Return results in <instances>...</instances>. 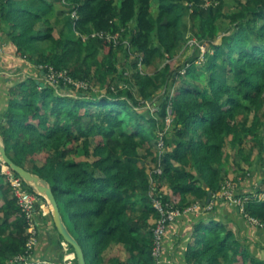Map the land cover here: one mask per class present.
Instances as JSON below:
<instances>
[{"label": "trees", "instance_id": "1", "mask_svg": "<svg viewBox=\"0 0 264 264\" xmlns=\"http://www.w3.org/2000/svg\"><path fill=\"white\" fill-rule=\"evenodd\" d=\"M58 1L75 14L56 35L50 20L56 12L53 0H0V42H11L17 55L36 65L35 76L19 77L11 89L1 134L8 155L27 169L28 159L43 154V165L32 171L51 183L87 262L89 245L98 264L105 262L108 250L113 252L108 264H157L154 229L160 214L154 199L159 198L181 210L200 205L188 264H264V245L258 254L256 246L206 210L238 171L227 144L239 145L238 154L250 161L241 145L264 143L259 119L264 115V0ZM230 3L235 7L227 12ZM97 33L119 35V48L124 46L136 60L134 68L140 61L146 65L130 86L120 88L115 77L105 78L116 74L119 57L115 41L92 36ZM193 37L207 41L213 53L207 52L206 67H199L200 57L194 55L179 67L177 57ZM49 67L67 71L87 88L64 81L54 87L47 80ZM219 71L231 80L219 77ZM179 80L186 83L177 85ZM95 85L106 92L94 97ZM148 103L156 104L154 114ZM168 117L173 137L164 132ZM251 178L242 171L232 181L240 187ZM261 194L264 178L237 196L245 199L244 216L257 219L264 230ZM0 196V264H7L26 252L30 224L10 183H0ZM49 217L38 224L32 264H38L35 254L43 255L39 261L62 258V236L58 233L60 240L53 244L47 236ZM257 226L250 224L247 234L255 236ZM258 236L255 240L264 239ZM49 243L52 247L45 249Z\"/></svg>", "mask_w": 264, "mask_h": 264}, {"label": "rangeland", "instance_id": "2", "mask_svg": "<svg viewBox=\"0 0 264 264\" xmlns=\"http://www.w3.org/2000/svg\"><path fill=\"white\" fill-rule=\"evenodd\" d=\"M53 1H54L53 4H54L56 12L54 14L50 15V20L56 26V29H57L56 35H59V32L62 29H64V27L68 24L67 22H69L70 17L74 18L75 13L73 12V14L71 15L70 10L68 8L63 7V5L58 0H53ZM234 7H235V3H230L227 6L226 11L228 12V11L232 10ZM152 11L155 15L158 13L157 4H153ZM122 31H124L123 28H122ZM84 38H86V37H84ZM193 39H196V37H193ZM129 40H130V38L124 39V43L128 44ZM198 43H200V47H201V48L199 47V50L193 48L190 45V43L188 46L184 47L180 56L177 57V58H179L177 60L178 61L177 65H179V67L184 64L187 56H189V55L199 56L200 58L196 61V64L199 67H201L203 65H204V67H206L205 64H206L207 59H208V56H207L208 53L207 52L210 51L211 53H213V50H212V48L210 49L208 47V42L205 40L198 42ZM122 44H123V42H121L119 40H117L115 42V46H117L116 48H117L118 57H119L118 58L119 62L116 66L117 67L116 74L114 76H112V75H106L105 76V78L107 80H111L112 77H115V80H116L115 83H117L120 88L121 87H127L128 85L130 86V81L131 82L135 81V77H136L137 72L144 73L146 71V65H144L142 63V61H140L138 63L137 68L136 67L134 68L133 64L136 62V60L133 57H129V51L126 50L124 46H123V50H122V48H119V46ZM100 58H101L100 61L104 60V59H102L103 54L100 56ZM221 60H223V58ZM221 60H219V61H221ZM203 74H205L206 76L207 75L209 76L210 71H208V72L205 71V73H203ZM203 74L201 76V79L203 82H205L207 77H205V75H203ZM218 76L231 80V75H229V78H228V75H225L224 73H222V71H219ZM189 81L192 82L191 78H189ZM184 83H186L184 80H181V81L179 80L177 82V85L184 84ZM177 85L175 87H177ZM185 85H190V84H185ZM93 88L95 89L94 90L95 92H93V94H92L94 97L100 96L101 94L106 92V88L105 87L103 88L100 85H95V86H93ZM174 89L172 90L173 93H174ZM134 91H135L136 95L139 96V93L136 90V88L134 89ZM61 92L68 95V93L66 91L61 90ZM139 99L141 100V102L144 101L141 97ZM157 102H158V98L155 101V103H157ZM155 105L152 103H148L147 107L150 109L149 114H154V111L156 109ZM252 119H253V117L251 114L249 124L252 123ZM259 119L262 121L260 135H262L264 137V115L259 117ZM160 122H161V120H160ZM161 123H160V125H161ZM172 128H173L172 117H168V119L166 121V128H165L166 130L164 131V132H166V135H171L173 137L174 132L171 130ZM1 130L2 129L0 128V132H1ZM158 133L160 135L163 134V132L160 128L158 130ZM95 144L96 143L93 142L92 147ZM241 146L243 147L244 155H246V156L250 155V158H249L250 161L245 159V157L243 158L241 154H238V150L240 148L239 145L234 147L231 143L227 144V152H229L233 156V157H231V161L233 160L235 162V164H236L235 166L238 168V171L233 173V174H230V177L227 180L226 184L223 186V189L217 194L216 199L213 200L211 202V204L213 205V207H216V206H219L222 202L225 203V201H227L228 203L233 204L234 206L240 208V206L239 205L237 206V204L234 202V200L237 199L238 201H240V203H242L241 208L243 207V209H242L243 211L240 208V210H241L240 212L244 214L245 213L244 212V210H245V199L239 198L237 196V194H241L243 192V189L245 187H248L249 185L251 188L256 187L258 185V182H260V178L261 179L264 178V143L262 144V146H257V145H255V143L252 142V140H249V141L245 142L244 144H242ZM49 149L53 152L55 151L52 147H49ZM35 165H38V166L43 165V154L40 156H37L36 159L30 158L27 160V166H28L29 170H33ZM228 166L229 167L231 166L232 168L235 167L234 164L228 165ZM2 167H5V166H4V164L1 163V168ZM242 171H246L249 174L251 173L252 178L250 179L251 181L246 182L247 186L244 184L245 185V187H244V185L242 184V185H240V187H238L237 184H235V182L232 181V177H234L236 174L241 173ZM0 183H4V184L7 183V179H6L5 174L0 175ZM229 196H231V198H228ZM260 198L263 199L264 194H261ZM2 203H3V198L0 196V204H2ZM38 216H39L38 217V223H41L43 220V217H47L48 215L47 216L38 215ZM66 218H67V220L71 226L72 231L75 234H78L77 233V225H76L74 219L70 216V214L68 212L66 214ZM250 224L257 226L256 224H254L252 222H250ZM48 225H53V231H54V232H52L49 228H47L48 238L52 239V241H54V242H57L58 240H60V238L58 235V231L55 228L53 218H52V220L50 219V217L48 218ZM233 228L235 231L238 229L240 230V228L238 226H235ZM244 234H246V233H244ZM258 235L259 236L261 235V231L259 230V228L257 226V229L255 230V236H249L248 234H246V235L242 236V238H240V239L243 241H250L254 246H256L254 250L257 251L258 254H261L262 250H263L264 239L262 237H260L259 239L255 240L256 236H258ZM81 238H82V241L84 242L85 241L84 237L81 236ZM62 241H61V246H62ZM38 243H39V241H38ZM68 247L71 250L73 249L69 245H68ZM86 248H87V252H88V263L89 264H98V261L93 256L92 247L87 245ZM61 249L62 250L64 249L63 246ZM65 252L66 251H63V253L61 252L62 255L65 254ZM62 258H63V256H62ZM11 260L12 259H10L7 264H10ZM37 263L41 264V263H43V261L37 262ZM49 263L52 264V262H49ZM14 264H18V263H14ZM74 264H78V263L75 261Z\"/></svg>", "mask_w": 264, "mask_h": 264}, {"label": "crops", "instance_id": "3", "mask_svg": "<svg viewBox=\"0 0 264 264\" xmlns=\"http://www.w3.org/2000/svg\"><path fill=\"white\" fill-rule=\"evenodd\" d=\"M34 67L36 68L35 64H29L28 62H25L21 56L17 55L14 48L11 47V42H7L2 38V41L0 42V128L2 125L7 123L3 117V114L9 106L11 89L20 79L19 77H22L23 75L29 76V74L34 75ZM30 70L32 73H28ZM211 211H213L211 212V215H214V217L226 225L227 228L234 230L233 227L238 226L240 228V230H236L238 238H242L241 234L243 232L246 234L249 232V219H247L244 214L240 212L241 210L233 204L228 202L222 203L219 206L214 207V210ZM200 215L201 213H186L185 215L175 219L170 223L164 239V264H188L187 252L189 247L194 244L196 239L195 225ZM43 222L44 221L42 220L41 224H44ZM46 223L48 225V219ZM47 227L52 232H54L53 225H48ZM260 231L264 236V230ZM49 242L51 244L54 243L52 239H50ZM50 243L49 246H45V249L52 247ZM61 252L63 253L62 249ZM42 256L43 255L41 254H35V259L37 258L38 262L48 261L56 263L48 258L39 261L38 258ZM104 257L105 262L103 261L101 264H108V260L113 257L112 250H108ZM122 258H128L126 252H122Z\"/></svg>", "mask_w": 264, "mask_h": 264}, {"label": "built area", "instance_id": "4", "mask_svg": "<svg viewBox=\"0 0 264 264\" xmlns=\"http://www.w3.org/2000/svg\"><path fill=\"white\" fill-rule=\"evenodd\" d=\"M209 4V3H207ZM101 36V37H107V40L115 42L118 40L117 35H107L104 33H97L93 34L92 36ZM190 45H198L200 47V43L196 39L190 40ZM201 48V47H200ZM48 77L47 80L50 84H52L54 87H58L61 83V81L76 85L78 88L83 87L87 88V85L84 82L80 81H74L71 76L68 74L67 71H60L57 72L53 67H49L48 71ZM161 147L163 145V142L159 144ZM5 166V165H4ZM160 173H162V170H159ZM5 174L7 183L9 182L12 185V188L14 190L15 197L18 199V203L21 206L23 212L25 213L29 224H30V237L27 242V250L25 253L20 254L16 257H14L10 264L18 263V264H32V253L34 248L38 245L39 237H38V215L47 216L51 213L50 206L47 203V201H44V197L34 193L33 191L29 190V187L24 183V181L17 176L9 167L5 166L0 169V175ZM228 198H231L229 196ZM46 200V199H45ZM236 204H239L242 206V203L238 201L237 199L234 200ZM154 207L157 209V211L160 214L159 221L157 222V225L154 229V248H153V255L157 260V264H164V239L168 231L169 224L173 222L175 219L185 215L186 213L194 212V213H200V205L196 204L193 205L190 208H187L185 210H181L180 208L174 207L173 205H170L169 203H164L162 199L155 198L154 199ZM213 205L209 203L206 206V210H212ZM243 207L241 208V210ZM243 211V210H242ZM245 211V210H244ZM251 222L254 224H258V220L250 217L249 218ZM69 244H67L64 240L62 241L63 251H66L65 254H63V258L60 262L52 263V264H74L76 260V255L74 250L72 251L68 247ZM70 246V245H69ZM41 264H51L47 261H43Z\"/></svg>", "mask_w": 264, "mask_h": 264}, {"label": "water", "instance_id": "5", "mask_svg": "<svg viewBox=\"0 0 264 264\" xmlns=\"http://www.w3.org/2000/svg\"><path fill=\"white\" fill-rule=\"evenodd\" d=\"M0 160L2 164L13 170L24 183L36 194L44 197L50 206L53 222L63 240L69 244L76 255L78 264H88L86 253L79 240L72 234L67 226L51 183L40 174L17 164L7 153V144L0 133ZM210 201V200H209Z\"/></svg>", "mask_w": 264, "mask_h": 264}]
</instances>
